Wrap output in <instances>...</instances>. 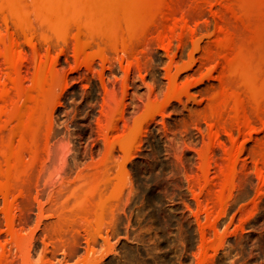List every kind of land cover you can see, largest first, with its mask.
<instances>
[{
	"label": "rangeland",
	"instance_id": "obj_1",
	"mask_svg": "<svg viewBox=\"0 0 264 264\" xmlns=\"http://www.w3.org/2000/svg\"><path fill=\"white\" fill-rule=\"evenodd\" d=\"M83 1L36 0L34 2V0H25L23 4H18L16 0H0V35H6V37L4 36L6 39L0 40V149L4 147L1 149L4 152L0 150V166L2 168L0 170H3L5 165L2 160L14 163V157L17 159L21 157L23 161H27L33 156V153L25 148V143L27 144L29 141L36 139L35 142L45 144L43 145L45 149L40 150L44 154L40 151L37 152V157L41 163L29 173L31 179L27 191L16 196L20 202L15 197L18 205H21L23 200H26L25 203L27 204L23 206L22 209L24 210L14 209V223L17 228L21 227V231H30L33 234L30 259L35 261L36 264H71L87 257V259H92L95 262H92V264H264V95L260 92L261 90L264 93V84L260 85L264 82V79L262 80V76L264 78V64L258 65V63H264V48L261 47L264 46V0H238V2L233 0L237 3L230 0L233 3L232 5H237L236 8L239 9H236L235 6L228 9L232 6L229 0H187L185 3L186 0H181L184 3V9L183 4L181 6L177 3V0L172 2L170 0H160L158 2L163 7L159 5V8L155 7V4L158 5L156 0H108L110 3L107 0ZM50 2H56L57 4L53 3V6H50ZM80 2L81 4H79ZM170 2L171 4L173 2L177 3L178 6L173 3L171 5L172 9L169 6V9L165 10ZM89 3L90 5H88ZM189 4L190 6H188ZM72 5L75 6L77 11ZM193 5L198 8L194 9ZM179 6L180 9L182 8L181 13L178 12L180 11ZM173 7L174 10L176 7L179 10L174 11ZM21 8L22 10H20ZM42 8H44L43 11ZM67 8H69V12ZM72 8L75 15L71 11ZM82 8L85 10H82ZM191 8L194 12H191ZM154 9H156L157 14L156 11H153ZM185 9L189 10L188 13ZM25 10L28 13L30 12L29 14L32 16L28 15ZM100 10L103 13H100ZM226 10H231V12ZM236 10H239L240 14ZM166 11L168 13L173 12V14H168ZM84 13L89 16L86 17L87 19L82 16ZM167 14L171 15L170 18ZM229 14L236 21V24H238V18L243 17L244 19L239 20L240 22L243 21L239 26H243L236 28L238 26L236 25L234 27L232 25V23L234 24L233 19L229 17L231 19L229 21L227 18ZM153 16L155 17L153 18ZM161 16L165 17L161 18ZM151 17L155 19V22L150 19ZM156 17L158 20H156ZM29 19L31 20L29 21ZM162 19L167 23L162 22ZM81 20H85V22ZM149 20L151 21L148 24ZM180 20L185 22L181 23ZM226 20L229 21V25H227ZM35 21L37 24H35ZM25 22H28V24H25ZM160 24L169 25L170 27L165 28L164 25L160 26ZM150 25L153 26L151 30ZM163 27L167 29L168 33L165 34ZM68 28L69 30H66ZM144 28L147 30H143ZM224 28L230 29L225 31ZM161 29L164 33H161ZM5 31L6 33H4ZM7 31L10 33L9 36ZM97 31H100V33ZM239 31L243 32V35ZM117 33L118 35H116ZM161 34H164V36H161ZM13 35H15L14 39ZM234 35L239 36L238 39ZM1 36L0 38H2ZM227 36H230L229 38L234 37L233 43H239V46L242 45L239 41L244 43L246 37L251 42L245 41L242 51L239 50L240 47L237 45L234 50L232 48L234 44ZM11 39L14 42L18 39L17 45ZM85 39H87L86 44H84ZM220 39L221 50L218 49L220 48V44L218 45ZM227 40H230L233 45L229 44L230 42ZM104 41L106 42L104 43ZM256 42L260 44H256ZM248 43L247 48L246 44ZM224 44L228 46V50ZM257 45L260 48H257L259 51L256 50ZM207 48L208 52L205 51ZM216 49L219 52L223 50L234 51L233 53L237 56L238 51L243 53L242 57L238 56V59L241 62L244 58L243 63L247 67L240 65L238 60L235 61L237 56L233 55L232 52L230 53V55H233L231 57L227 55L228 52L225 51L222 52L223 54H219ZM248 49H250L249 56L245 57L244 52L248 54ZM254 49L259 53H255ZM221 54L225 57L222 58ZM251 54L255 57L261 56L260 60L255 61L258 57L255 58ZM227 58L233 59L228 60ZM245 59L248 61V65ZM41 61L46 65H42ZM228 62L230 64L238 63H235V66L234 64L229 65L227 69ZM40 66L42 73L39 70ZM248 66H250V70ZM256 66L257 68L263 66V68L257 69ZM50 67L54 69L53 74H51ZM252 68H256L258 72L260 69L261 71L259 73L254 70L251 72ZM46 70L50 72L47 74ZM55 70L59 72V75ZM228 70H231L232 74L230 76L226 75L228 81L226 80L224 84H227L225 86H227L228 92L232 89L239 91V93L236 91L237 95H235L233 91L228 94H226L227 90L223 92L226 95L233 93L232 95L236 97L231 99L233 104L230 102V104L225 103L230 101L228 98H232V95L231 97L227 96V98L226 95L223 96L224 93L221 90L225 88V86L222 87V79L225 80L224 75L230 73ZM245 70L247 73H253L252 75H255V77L258 74L257 79L261 78V80H256L252 75L249 77L250 74L247 75ZM87 73H90L91 76H88ZM52 75L53 78L58 80V82L54 81L56 83L54 85H52ZM94 77L99 79L103 88V95L99 114L94 124L95 139L92 146L89 147L90 139H84L81 135L77 140V136L69 128L62 129V125H59L56 119L57 109L62 104L61 98L67 88L76 81H89V78ZM40 78H43V81ZM49 78H51V81ZM229 78H232L231 81L237 78V84L235 81V84H233ZM248 79L254 80L248 81ZM45 80L46 82L47 80L50 81V84L48 82L47 86L46 83L42 85L41 82H45ZM241 81H243L242 85L245 84L244 87L239 86ZM185 82L184 87L182 84ZM252 82L255 84L253 85ZM33 83H36L35 86H32ZM221 83L222 85H220ZM188 84H190L189 87H187ZM38 86L40 89L37 88ZM48 86H50V89H46ZM42 87L44 92H42ZM181 87L184 90L186 89V92L182 93L183 95L179 91ZM32 89L34 90L31 91ZM240 89L246 92L243 93ZM45 90L47 91L45 92ZM31 92L41 95V97L37 98V95ZM178 92L180 93L178 94ZM173 93H175L174 96ZM218 93H221V96L226 100ZM214 94L218 95L215 98L220 101L221 105L224 103L222 107L214 98ZM242 94H246V96ZM256 95H260V99ZM218 97L223 98L225 102ZM210 100L214 103L217 101L218 105L211 103ZM237 100H239L238 104H234ZM30 103L35 109L32 108ZM257 103L261 106L256 107ZM27 104L30 105L33 111L31 114L26 113L29 117L25 115V118H27V121H25V111L28 110L30 113ZM241 104L245 106H241ZM236 105L237 107H235ZM239 105L248 113L240 111ZM250 105L255 107H250ZM213 106L216 115L212 112L208 113L209 108ZM219 107L223 110L227 108V114L226 110L223 111ZM234 108L238 109L240 113ZM252 108L253 110H251ZM216 109L220 113H217ZM231 110L234 113L230 114ZM251 111L255 113H251ZM224 112L225 114H223ZM258 112L263 114L260 115ZM242 113H244V116H242ZM239 114L242 118L239 117ZM249 114H252V116ZM34 115L35 118L41 115L42 117L39 119L37 117L36 121L31 120L34 119L32 117ZM15 117L19 118H17L18 122ZM20 118H22L21 120L24 119V122ZM230 118H233V121ZM240 118L242 121H238ZM221 121H224L225 124ZM241 122H244V128ZM27 125L28 128H26ZM22 126L25 127V130L22 129ZM45 126H47V132L45 131L46 134L44 135ZM226 126L231 127L226 128ZM18 130L19 133H22H17ZM33 130L35 133H33ZM157 134H162L169 142L167 146L168 153H177L180 150L181 140L194 143L196 141L194 138H197L200 134L198 146L187 145L180 155L185 157V151L189 149L194 152L195 158L194 165L187 170L180 171L178 169L180 172L178 176L185 185L184 196L186 200L182 205L174 200H171L170 204L166 206L155 204L159 200L153 196L152 199L155 203H151L149 194L145 192L140 195L133 185V170L144 167V161L149 159V156L143 152L148 141L147 138L150 136L154 140ZM34 136L35 138H33ZM20 138L21 141H19ZM26 138L29 139L28 142ZM11 139L13 142H9ZM2 140H4V143ZM43 140L45 143H43ZM20 142L24 147L20 145ZM10 145L12 148L9 147ZM16 145L20 148L17 149ZM5 146L8 148L6 149ZM238 147L242 151L239 152ZM254 148L255 150L258 148L263 149L257 152L258 150L252 151ZM5 151L9 152L11 156H9V159L5 157L8 155ZM11 151H14L13 155ZM23 151L28 152V154L24 155L26 153H23ZM16 153L23 156L18 157ZM258 153L261 154L258 155ZM253 155L257 157L255 158ZM229 156L234 158H229V160ZM229 165L233 167L230 168ZM224 166L226 169H224ZM96 169H99V171ZM233 171H235L234 175H232ZM89 172L90 174L98 172L96 173V179L99 178L97 181L99 195L105 196L108 192V195L116 194L115 197L112 196L109 204H107L109 215L107 213L104 223L101 224L103 226L100 225L98 233L92 241L87 239L86 230L80 227L74 233L67 232L68 235L64 233L62 238L60 237V239H70V236H72L71 238L75 242L74 248L72 247L69 250L65 244L64 246L58 244V247H56L57 244L55 243L60 239L49 238L51 235L49 236L50 232L48 230V226L57 220V214L52 207H56V203L61 204L62 202V204L70 202L67 204L69 206L73 204L74 198L69 195L70 191L74 188L75 190L78 189L76 186L81 182H85L86 178L88 180ZM104 172L105 175H102ZM228 172L231 174H228ZM79 177H82V179L80 180ZM84 184L79 185V187H83ZM113 184L115 185L113 186ZM2 192L3 185L1 183L0 253L7 255L8 264H20V260H18L20 254H18L19 251L15 244H12L13 236L7 230V213H4L7 212L4 208L7 205L3 202H6L9 196L6 197ZM164 195L167 196V194ZM159 198L162 199L160 196Z\"/></svg>",
	"mask_w": 264,
	"mask_h": 264
},
{
	"label": "bare ground",
	"instance_id": "obj_2",
	"mask_svg": "<svg viewBox=\"0 0 264 264\" xmlns=\"http://www.w3.org/2000/svg\"><path fill=\"white\" fill-rule=\"evenodd\" d=\"M23 1H25V0H16V3H18V4H23ZM36 0H34V2H35ZM67 1H69V0H67ZM78 2L80 1V0H77ZM83 1V0H82ZM93 1V0H92ZM108 1V0H107ZM118 1V0H117ZM157 2L158 1H160V0H156ZM171 2L173 1V0H170ZM176 1V0H175ZM178 2V4H180L181 6H182V4H183V9H184V3L185 2H187V0L186 1H184V3L180 0H177ZM224 1H226V0H224ZM233 1V0H232ZM235 1H237L238 2V0H235ZM235 1H233V2H235ZM27 2V1H26ZM29 2V1H28ZM66 2V1H65ZM84 2V1H83ZM109 3H110V1H108ZM153 2V1H152ZM171 2H170V5H167L168 6V8H164L165 10H167V9H169V6L171 7V5H173V3L171 4ZM182 2V3H181ZM229 2H230V0H229ZM237 2H235V3H237ZM240 2V1H239ZM15 3V2H14ZM53 3L54 2H50V6H53ZM67 3V2H66ZM85 3V2H84ZM91 3V2H90ZM90 3L88 4V5H90ZM96 3H98V2H96ZM100 3H101V1H100ZM106 3V2H105ZM142 3V2H141ZM146 3V2H145ZM177 3H174L175 4V6L177 5ZM225 3H227V2H225ZM231 3V2H230ZM2 4V3H1ZM37 4V3H36ZM43 4V3H42ZM52 4V5H51ZM55 5L57 4L56 2L54 3ZM79 4H81V2L79 3ZM86 4H87V2H86ZM124 4V3H123ZM143 4V3H142ZM164 4V3H163ZM233 3H231V5H232ZM15 5V4H14ZM25 5H27L26 3H25ZM29 5V4H28ZM44 5V4H43ZM63 5V4H62ZM71 5V4H70ZM105 5V4H104ZM125 5V4H124ZM127 5H128V3H127ZM141 5V4H140ZM160 5V3L158 2V5L156 6V4H155V7H158ZM195 5V4H194ZM194 5L192 6V7H194ZM227 5H229V4H227ZM9 6H11V5H9ZM17 6V5H16ZM37 6H38V4H37ZM68 6V5H67ZM87 6V5H86ZM92 6H94L93 4H92ZM145 6V5H144ZM149 6H150V3H149ZM152 6H153V4H152ZM151 6V7H152ZM162 5H160V7H161ZM164 6H166V5H164ZM178 6V5H177ZM188 6H190V4L188 5ZM234 6H235V8H236V6L237 5H232V6H230L228 9H230L231 7H233L234 8ZM3 7V6H2ZM17 7H19V6H17ZM34 7H35V5H34ZM43 7V6H42ZM64 7H66L65 5H64ZM72 7L73 8H75V6L74 5H72ZM76 7L78 8V6L76 5ZM88 7H90V6H88ZM96 7H98V6H96ZM102 7V6H101ZM100 7V8H101ZM154 7V6H153ZM163 7V6H162ZM226 7V6H225ZM16 8V7H15ZM29 8H30V6H29ZM50 8V7H49ZM53 8V7H52ZM73 8L71 9V11L74 13V11H73ZM79 8H80V6H79ZM84 8H85V6H84ZM103 8H105V7H103ZM159 8V7H158ZM198 8V7H197ZM197 8H195L194 7V9H197ZM227 8V7H226ZM10 9V8H9ZM43 9L44 8H42L41 10L43 11ZM46 9V8H45ZM58 9V8H57ZM68 9V12H69V8H67ZM66 9V10H67ZM121 9H122V6H121ZM157 9V8H156ZM156 9H154L153 11H156ZM162 9V8H161ZM171 9H172V7H171ZM176 9H178V7H176ZM175 9V10H176ZM179 9H180V6H179ZM178 9V10H179ZM236 9H239V8H236ZM20 10H22V8L20 9ZM39 10V9H38ZM75 10L77 11V9L75 8ZM82 10H85V9H83L82 8ZM108 10V9H107ZM164 10V11H165ZM173 10H174V7H173ZM172 10V11H173ZM174 10V11H175ZM177 10V11H178ZM181 10H182V8L180 9V11H178V12H180L181 13ZM187 10V11H186ZM191 12H194V10L191 8ZM199 10V9H198ZM2 11V10H1ZM13 11V10H12ZM27 13H28V11H29V9H28V11L27 10H25ZM32 11V10H31ZM35 11V10H34ZM53 11H54V9H53ZM56 11V10H55ZM81 11V10H80ZM88 11H90V10H88ZM101 11V10H100ZM116 11V10H115ZM114 11V12H115ZM119 11H121L120 9H119ZM142 11V10H141ZM152 11V10H151ZM185 11L188 13V9H185ZM227 11V10H226ZM229 11V10H228ZM227 11V12H228ZM237 11H239V10H236V12ZM3 12V11H2ZM36 12V11H35ZM44 12H45V10H44ZM86 12V11H85ZM91 12V11H90ZM108 12V11H107ZM143 12V11H142ZM150 12V11H149ZM148 12V13H149ZM163 12V11H162ZM183 12V11H182ZM191 12H189V13H191ZM198 12V11H197ZM229 12H231V10L229 11ZM236 12L234 13L235 15H236ZM1 13V12H0ZM30 13V12H29ZM28 13V15H30ZM43 13V12H42ZM86 13H88V12H86ZM98 13H99V11H98ZM100 13H103L102 11L100 12ZM99 13V14H100ZM127 13V12H126ZM141 13V12H140ZM156 14H157V11L155 12ZM165 13V12H164ZM164 13H162V14H164ZM166 13H168L167 11H166ZM165 13V14H166ZM171 12H169L168 14H170ZM175 13H177V12H175ZM186 13V14H187ZM196 13V12H195ZM194 13V14H195ZM239 14H240V11L238 12ZM19 14V13H18ZM33 14V13H32ZM64 14H66V13H64ZM71 14V13H70ZM82 14V13H81ZM89 14V13H88ZM131 14H133V13H131ZM153 14V13H152ZM167 14V16H168V18H170L169 16H171V15H168ZM171 14H173V12L171 13ZM178 14V13H177ZM192 14V13H191ZM72 15V14H71ZM74 15H75V13H74ZM73 15V17L74 18H76L75 16ZM77 15V14H76ZM124 15V14H123ZM129 15V14H128ZM142 15V14H141ZM149 15V14H148ZM160 15V14H159ZM174 15H176V14H174ZM196 15V14H195ZM232 15H233V13H232ZM234 15V16H235ZM241 15H242V13H241ZM30 16H32V15H30ZM48 16H50V14H48ZM68 16V15H67ZM83 17H85V19H87L86 17H89L88 15L86 16L85 15V13H84V15H82ZM81 16V17H82ZM93 16V15H92ZM94 16H96L95 14H94ZM126 16V15H125ZM134 16V15H133ZM150 16V15H149ZM156 16V15H155ZM155 16H153V18L155 17ZM166 16V17H167ZM188 16V15H187ZM191 16V15H190ZM231 15L229 14V16L227 17L228 18V20L230 21L231 19L230 18H232V17H230ZM237 16H239V15H237ZM243 16V15H242ZM37 17V16H36ZM43 17V16H42ZM63 17V16H62ZM79 17V16H78ZM81 17H80V19H81ZM97 17V16H96ZM103 18H104V16H102ZM162 17H165V16H161V18ZM193 17H194V15H193ZM230 17V18H229ZM33 18V17H32ZM73 18V19H74ZM103 18H101V19H103ZM121 18H123V17H121ZM120 18V19H121ZM125 18V17H124ZM132 18H134V17H132ZM132 18H130V19H132ZM172 18H173V15H172ZM238 18V17H237ZM243 18V17H242ZM241 17H240V19H242ZM26 19V18H25ZM37 19H38V17H37ZM63 19H65V18H63ZM79 19V18H78ZM150 19H152V17L150 18ZM160 19V18H159ZM233 19V18H232ZM239 18H238V24H236V21H234V19H233V21H234V24L232 23V25H234V27L236 26V25H238V26H236V28H240L241 26H243V25H240L239 26V24H241L243 21H239L240 20ZM244 19V18H243ZM31 19H29V21H30ZM39 20V19H38ZM62 20V19H61ZM99 20H100V18H99ZM113 20V19H112ZM112 20H110V22H112ZM122 20V19H121ZM147 20V19H146ZM145 20V21H146ZM152 20H154V22H155V19H152ZM156 20H158V18L156 17ZM163 20V19H162ZM166 20H168V19H166ZM45 21V20H44ZM44 21H43V23H44ZM68 21H70V20H68ZM67 21V22H68ZM81 21H84L85 22V20H81ZM90 21V20H89ZM92 21V20H91ZM127 21V20H126ZM145 21H144V23H145ZM150 21L151 20H149L148 21V24L150 23ZM160 21V20H159ZM169 21H170V19H169ZM227 21V20H226ZM229 21H227V25H229L228 23H229ZM63 22V21H62ZM77 22V21H76ZM75 22V24L77 25V23ZM104 22V21H103ZM147 22V21H146ZM153 22V21H152ZM151 22V24L153 25V23ZM162 22H166L167 23V21H162ZM162 22H160V23H162ZM180 22L182 23H184L185 21L184 20H180ZM232 22V21H231ZM32 23H34V22H32ZM66 23V22H65ZM109 23V22H108ZM125 23V22H124ZM129 23V22H128ZM133 23V22H132ZM25 24H28V22L26 23L25 22ZM35 24H37V22L35 21ZM71 24V23H70ZM84 24H86V23H84ZM89 24V23H88ZM92 24V23H91ZM90 24V25H91ZM96 24V23H95ZM127 24V23H126ZM147 24V23H146ZM169 24V23H168ZM167 24V25H168ZM67 25V24H66ZM113 25H115V24H113ZM121 26H122V24H120ZM131 25V24H130ZM138 25V24H137ZM142 25V24H141ZM161 25H164V24H160V26ZM231 25V26H232ZM37 26V25H36ZM71 26H72V24H71ZM85 26V25H84ZM83 26V27H84ZM103 26V25H102ZM101 26V27H102ZM151 26V25H150ZM149 26V27H150ZM154 26H155V24H154ZM159 25H158V27H160ZM165 26V28L166 27H168V26H166V25H164ZM18 27V26H17ZM73 27V26H72ZM146 27V26H145ZM153 26H151L150 27V30H151V28H152ZM155 27H157V26H155ZM170 27V26H169ZM168 27V28H169ZM224 27H225V25H224ZM228 27H230V26H228ZM22 28V27H21ZM81 28V27H80ZM79 28V29H80ZM91 28V27H90ZM96 28V27H95ZM105 28V27H104ZM236 28H234L235 30H236ZM29 29H31V28H29ZM64 29V28H63ZM70 29H71V27H70ZM73 29L75 30V28L73 27ZM83 29V28H82ZM92 29V28H91ZM127 29V28H126ZM162 29H164V27L162 28ZM161 29V30H162ZM230 29V28H229ZM228 28L227 29H225L224 28V30L226 31V30H229ZM232 29V28H231ZM242 29V28H241ZM37 30H39V29H37ZM66 30H69V28L68 29H66ZM95 30V29H94ZM140 32H141V27H140ZM143 30H147L146 28H144ZM142 30V31H143ZM81 31V30H80ZM118 31V30H117ZM131 31V30H130ZM164 31H165V34H166V32H167V29H164ZM169 31H170V29H169ZM236 31H238V29L236 30ZM235 31V32H236ZM9 32H11V31H9ZM19 32V31H18ZM18 32H16V33H18ZM66 32H68V31H66ZM65 32V33H66ZM85 32H87V30H85ZM97 32H99L100 33V31H97ZM129 32V31H128ZM133 32V31H132ZM146 32V31H145ZM149 32V31H148ZM171 32V31H170ZM222 32H224L223 30H222ZM233 32V31H232ZM239 32H241V31H239ZM4 33H6V31L4 32ZM7 33H8V31H7ZM14 33V32H13ZM15 33V34H16ZM22 33V32H21ZM25 33V32H24ZM23 33V34H24ZM28 33V32H27ZM40 33V32H39ZM63 33V32H62ZM64 33V34H65ZM69 33V32H68ZM93 33V32H92ZM135 33H137L136 31H135ZM161 33H164L163 32V30H162V32ZM168 33V32H167ZM225 33V32H224ZM229 33V32H228ZM242 33V35H243V32H241ZM0 34H1V32H0ZM3 34V33H2ZM9 34L10 33H8V36H9ZM34 34V33H33ZM42 34V33H41ZM58 34V33H57ZM80 34V33H79ZM86 34V33H85ZM89 34V33H88ZM125 34V33H124ZM130 34H132L131 32H130ZM147 34V33H146ZM226 34V33H225ZM225 34H224V36H225ZM232 34V33H231ZM35 35V34H34ZM87 35V34H86ZM85 35V36H86ZM91 35V34H90ZM101 35H103V33H101ZM114 35V34H113ZM116 35H118V33L116 34ZM121 35V34H120ZM137 35V34H136ZM139 35H140V33H139ZM143 35H144V33H143ZM226 35H228V34H226ZM240 35V34H239ZM1 36V35H0ZM4 36L6 37V35H3V36H1L2 38H0V40L1 39H3L4 38ZM18 36V35H17ZM28 36V35H27ZM36 36V35H35ZM37 36H38V34H37ZM42 37H43V35H41ZM60 36V35H59ZM81 36V35H80ZM83 36V35H82ZM96 36V35H95ZM104 36V35H103ZM108 36H109V33H108ZM161 36H164V34L162 35L161 34ZM223 36V37H224ZM236 38L237 37H239V36H236V35H234ZM264 36V35H263ZM14 37H15V35H13V39H14ZM25 37H26V35H25ZM57 37V36H56ZM64 37V36H63ZM84 37V36H83ZM82 37V38H83ZM115 37V36H114ZM126 37H127V35H126ZM126 37H125V40H126ZM223 37H221L222 39H223ZM230 36H227V38H229ZM231 37H233V36H231ZM244 37V36H243ZM246 37V36H245ZM11 38V37H10ZM33 38H35L34 36H33ZM37 38V37H36ZM40 38V37H39ZM47 38V37H46ZM49 38V37H48ZM75 38H76V36H75ZM78 38V37H77ZM96 38H98L97 36H96ZM103 38V37H102ZM111 38H112V36H111ZM117 38V37H116ZM131 38V37H130ZM143 38H144V36H143ZM234 38V37H233ZM233 38H229V39H231L232 40V43L234 42L233 41ZM240 38H241V36H240ZM264 38V37H263ZM4 39H6V38H4ZM13 39H11L12 41H13ZM52 39V38H51ZM93 39V38H92ZM108 39V38H107ZM134 39V38H133ZM137 39V38H136ZM140 39V38H139ZM235 39V38H234ZM238 39V38H237ZM10 40V41H11ZM34 40V39H33ZM50 40V39H49ZM53 40H54V37H53ZM63 40H64V38H63ZM76 40V39H75ZM89 40V39H88ZM98 40V39H97ZM102 40V39H101ZM110 40H112V39H110ZM125 40H123V41H125ZM131 40V39H130ZM239 40H241V39H239ZM242 40H243V38H242ZM247 40L249 41V42H251L249 39H247V37H246V40H245V38H244V43H243V41L241 42V41H239L240 42V44L242 43V47L241 46H239V43H237V44H235V43H233L234 44V47H232V48H234V50H235V48H236V45L238 46V47H240L239 48V50H241L242 51V48L244 47V44H245V41L247 42ZM264 40V39H263ZM9 41V43L11 44V42ZM17 41H18V39H17ZM16 41V42H17ZM30 41H32V40H30ZM55 41H56V39H55ZM92 41V40H91ZM96 41V40H95ZM129 41V40H128ZM228 41V40H227ZM14 42V41H13ZM16 42H14V43H16ZM93 42V41H92ZM91 42V43H92ZM106 41H104V43H105ZM111 42V41H110ZM140 42H141V40H140ZM228 42H230L229 44H231V41L229 40ZM228 42H226V43H228ZM236 42V41H235ZM3 43V42H2ZM6 43V42H5ZM87 43V39H85L84 40V44H86ZM135 43V42H134ZM225 43V44H226ZM108 44V43H107ZM106 44V45H107ZM124 44H127V43H124ZM220 44V48H218V49H220L221 50V39H220V41L218 42V45ZM224 44V46L225 47H227V50H228V46L227 45H225ZM233 44H231V45H233ZM256 44H260V43H257L256 42ZM12 45V44H11ZM16 45H17V43H16ZM132 45H134V44H132ZM248 45H249V43L248 44H246V46H247V48H248ZM252 45V44H251ZM253 45H255L254 43H253ZM4 46H6V45H4ZM7 46H9L8 44H7ZM77 46H79L78 44H77ZM91 46V45H90ZM130 46V45H129ZM245 46V47H246ZM256 46V45H255ZM81 47V46H80ZM216 47H218V46H216ZM252 47V46H251ZM262 48H264V46H261ZM11 48V47H10ZM131 48H133V47H131ZM223 48V47H222ZM257 48H259V46L257 45V47H256V50L257 51H259ZM134 49V48H133ZM215 49V48H214ZM218 49H216L217 51H218ZM223 49H225V48H223ZM238 49V48H237ZM244 49V48H243ZM251 49V48H250ZM250 49H248L249 51H248V54L246 53V52H244L245 53V57H247V56H249V52H250ZM260 49V48H259ZM103 51H104V49H102ZM129 50V49H128ZM131 51H132V49H130ZM205 51H209L208 50V48H207V50H205ZM226 50H223L222 52H225ZM243 51H245V50H243ZM254 51H255V49H254ZM257 51H255V53L257 52ZM221 51L219 52L218 51V53L220 54V53H222ZM228 51H226V53H227ZM232 52V54L234 55L235 53H233L234 51H230V52H228L227 53V55H230V53ZM217 53V52H216ZM236 53H237V51H236ZM251 53H252V50H251ZM257 53H259V52H257ZM223 54V53H222ZM221 54V56H222V58H223V56L225 57V55H222ZM46 55H48V54H46ZM45 55V57H46V59H47V56ZM51 55V54H50ZM217 55V54H216ZM226 55V56H227ZM233 55H230L231 57L233 56ZM242 55H243V53H240L239 51H238V56H241L242 57ZM252 55V54H251ZM256 55V54H255ZM52 56V55H51ZM235 56H237V54H235ZM238 56H237V59L235 58V61L236 60H240V59H238ZM252 56H254V55H252ZM252 56H250L252 59H253V57ZM249 57V58H250ZM255 57V56H254ZM256 57H258V59H255V61H259L260 60V58H261V56H256ZM255 57V58H256ZM228 60H232L233 58H227ZM227 59H225V60H227ZM242 59V58H241ZM247 59V58H246ZM245 59V60H246ZM44 60V59H43ZM224 60V61H225ZM243 60H244V58L242 59V63L239 61V63H240V65L242 64V65H244V63H243ZM249 60V59H248ZM46 61V60H45ZM53 61H54V59H53ZM52 61V62H53ZM250 61H252L251 59H250ZM254 61V64L256 65V62ZM47 62V61H46ZM51 61H50V59H49V63H50ZM230 62V61H229ZM228 62V63H229ZM231 62H233V61H231ZM246 62H247V65H248V61L246 60ZM224 63H226V62H224ZM235 63L237 64L238 62H234V63H232V64H234V66H235ZM252 63H253V61H252ZM251 63V64H252ZM41 64L42 65H46V64H43V62L41 61ZM41 64H39V65H41ZM48 64V63H47ZM54 64V63H53ZM232 64H228L227 66H226V68L228 69V66L229 65H232ZM246 64V63H245ZM264 63H258V65L260 66V65H263ZM38 65V66H39ZM226 65V64H225ZM250 65V64H249ZM49 66V65H48ZM48 66H47V68H48ZM245 66V65H244ZM258 66V68H263V66H261V67H259ZM45 67V66H44ZM225 67V66H224ZM245 67H247V66H245ZM252 67H253V65H252ZM42 68H43V66H42ZM51 68V74H53V71H54V69H52V67H50ZM248 68H249V70H250V66H248ZM247 68V69H248ZM256 68H257V66H256ZM256 68H252L251 69V72L254 70V71H256V73L258 72L257 71V69ZM261 68V69H262ZM46 69V68H45ZM229 69H230V67H229ZM245 69V68H244ZM261 69H260V71H261ZM39 70L41 71V66L39 67ZM248 70V71H249ZM224 71H226V70H224ZM259 71V72H260ZM43 72H45L44 70H43ZM46 72H47V70H46ZM48 72H50L49 70H48ZM48 72H47V74H48ZM55 72L57 73V75H59V72L58 71H56L55 70ZM228 72H230V73H228V74H225L224 76L226 77V75H228V76H230V74H232V72H231V70H228ZM245 72L247 73V71L245 70ZM258 72V73H259ZM263 72H264V70H263ZM40 73V72H39ZM41 73H42V71H41ZM262 73V72H261ZM45 74V73H44ZM50 74V75H51ZM250 73L248 72L247 73V75H249ZM253 74V73H252ZM252 74H250L249 75V77L252 75ZM54 75H55V73H54ZM260 75V74H259ZM43 76V75H42ZM45 76V75H44ZM233 76H235L234 74H233ZM233 76H231V77H233ZM252 76H254V78H256V80H261V78H259V79H257V76H258V74H256V77H255V75H252ZM39 77V76H38ZM45 77H47V76H45ZM55 77V76H54ZM57 78H58V76H56ZM44 78V77H43ZM42 78V79H43ZM245 78H247L246 76H245ZM253 78V77H252ZM37 79V78H36ZM41 78H40V80H42ZM47 79V78H46ZM50 79V81H51V78H49ZM52 82H53V84L52 85H54V84H56V83H54V81H56V82H58V80L57 79H55V78H53V75H52ZM230 79H232V78H229V80ZM240 79L242 80V78L240 77ZM239 79V80H240ZM244 79V78H243ZM264 78H263V76H262V80H263ZM223 80V85H222V83L220 84V85H222V87H224L225 85H227V84H224V82L227 80L228 81V78L226 77L225 78V80H224V78L222 79ZM237 78H235V83L237 84ZM245 80V79H244ZM249 80H254V79H248V81ZM255 80V81H256ZM43 81V80H42ZM50 81H48L47 80V82H46V80H45V82H41L42 83V85L44 84V83H46L45 85L47 86L48 85V82H49V84H50ZM231 81V80H230ZM234 81H231L233 84H235L234 83ZM264 81V80H263ZM187 82H189L188 80H187ZM239 82V81H238ZM37 83H39L38 81H37ZM190 83V82H189ZM241 83H243V81H241L240 82V85L239 86H242V87H244V85H242ZM250 83V82H249ZM257 83V82H256ZM34 84V85H33ZM32 84V86H35V84L36 83H33ZM232 84V85H233ZM239 84V83H238ZM248 84V83H247ZM252 84L254 85L255 83L254 82H252ZM262 84H264V82H262V83H260V85H262ZM44 85V86H45ZM182 85H184V87H185V85H186V82L184 83V84H182ZM189 85L190 84H188V86L187 87H189ZM219 85V86H220ZM251 85V84H250ZM32 86H31V88H32ZM51 86V85H50ZM50 86H48V88L46 87V89H50ZM181 86V85H180ZM229 86H231L230 84H229ZM234 86V85H233ZM233 86H232V88H233ZM249 86V85H248ZM53 87V86H52ZM183 87V86H182ZM181 87V89H179V91L181 92V94L182 93H184V92H186L183 88ZM186 87V88H187ZM237 87V86H236ZM236 87H235V89H236ZM242 87H239V88H242ZM246 87V86H245ZM28 88H30V87H28ZM37 88H39V86L37 87ZM180 88V87H179ZM219 88V87H218ZM218 88H216V89H218ZM231 88V87H230ZM259 88V87H258ZM262 88V87H261ZM36 89V88H35ZM40 89V88H39ZM177 89V88H176ZM215 89V90H216ZM238 89V88H237ZM243 89V88H242ZM242 89H240L241 91H243ZM245 89V88H244ZM250 89H252V88H250ZM253 89H255V88H253ZM28 90V89H27ZM34 89H32L31 91H33ZM222 90V92L223 91H225V90H227V93L226 94H228V93H231L232 91L234 92V94L235 95H237V92L239 93V91H237V90H229V92H228V88H227V86H225V88L224 89H221ZM257 90H259V89H257ZM264 90V89H263ZM23 92L25 91V90H22ZM47 90H45V92H46ZM231 91V92H230ZM237 91V92H236ZM245 91V90H244ZM244 91H243V93H244ZM35 92V91H34ZM42 92H44V89H43V87H42ZM175 92V91H174ZM180 92H178V94L180 93ZM215 92V91H214ZM236 92V93H235ZM246 92V91H245ZM253 92V91H252ZM260 92H262V94L264 95V93H263V91H261L260 90ZM32 93V92H31ZM41 93V92H40ZM213 93V92H212ZM224 93V92H223ZM32 94H36V93H32ZM174 94L175 93H173V96H174ZM215 94H216V92H215ZM213 95L214 96V98L216 97V96H221V93L219 94L218 93V95ZM225 93L223 94V96H225L226 95ZM233 94V93H232ZM231 94V95H232ZM240 94H241V92H240ZM260 94V93H259ZM261 94V95H262ZM15 95H16V93H15ZM18 95V94H17ZM37 95V94H36ZM35 95V96H36ZM183 95V94H182ZM231 95L229 94V95H226L225 97H231ZM243 95V94H242ZM251 95V94H250ZM28 96V95H27ZM30 96H31V98H33L32 97V95L30 94ZM39 96L41 97V95H37V98H39ZM172 96V95H171ZM223 96H221V97H223ZM240 96V95H239ZM243 96H246V94H244ZM257 96V98L258 99H260L259 98V96L258 95H256ZM179 97V96H178ZM227 97V98H228ZM25 98H26V96H25ZM28 98H30L29 96H28ZM218 98H220V97H218ZM224 98V97H223ZM223 98H220V99H222L221 101H224V99ZM234 98H236V97H234L233 95H232V98H228V99H230V101H224L226 104H228L229 102L231 103L232 101H231V99H234ZM250 98V97H249ZM34 99H36V98H34ZM216 100H217V98H215ZM240 99H242L241 97H240ZM247 99V98H246ZM251 99V98H250ZM26 100V99H25ZM28 100H31V99H28ZM226 100V99H225ZM254 100H256V99H254ZM212 100H210V102H211ZM218 101V100H217ZM217 101L215 102L216 104H217ZM262 101V100H261ZM28 102V101H27ZM31 102V101H30ZM219 102V104H220V101H218ZM238 102H239V100H237V101H235L234 102V104H238ZM244 102H245V100H244ZM257 102H259V101H257ZM24 103H25V101H24ZM29 103V102H28ZM211 103H214V102H211ZM214 103V104H215ZM222 103V102H221ZM229 103V104H230ZM250 103V102H249ZM261 103H263V102H261ZM260 103V104H261ZM210 104V103H209ZM213 104V105H214ZM224 104V103H223ZM222 104V105H223ZM231 104H233V103H231ZM247 104V103H246ZM264 104V103H263ZM262 104V105H263ZM27 105H29V104H27ZM30 105L32 106V108L34 107L31 103H30ZM30 105H29V109H30V113H29V111L27 110V108H26V110H27V112L25 111V113H24V118H25V115H26V117H29V115H27V114H31V112L33 111L32 110V108H30ZM218 105V104H217ZM221 105V104H220ZM222 105H221V107H222ZM248 105V104H247ZM246 105V106H247ZM25 106V105H24ZM211 106V105H210ZM227 106V105H226ZM233 106V105H232ZM241 106H245V105H243V104H241ZM240 105H239V107L241 108V109H239L240 111H244L245 112V110H243V108L241 107ZM252 105H250V107H251ZM260 107L259 105H258V103H257V105H256V107ZM215 107H216V105H215ZM229 107H230V105H229ZM235 107H237V105L235 106ZM252 107H255V106H252ZM211 108H213V110H211ZM211 108H209V114H210V112H212L213 114L215 113V108H214V106L213 107H211ZM217 108V107H216ZM220 108V107H219ZM218 108V109H219ZM225 108V107H224ZM227 108H228V106H227ZM226 108V109H227ZM248 108V107H247ZM34 109H35V107H34ZM221 109V108H220ZM225 109V110H226ZM234 109H236V108H234ZM250 109V108H249ZM255 109V108H254ZM258 109V108H257ZM256 109V110H257ZM259 109H261V108H259ZM221 110H223V108L221 109ZM225 110H223V111H225ZM236 110H238V109H236ZM238 110V111H239ZM247 110V109H246ZM251 110H253V108L251 109ZM256 110H255V112H256ZM262 110V109H261ZM264 110V109H263ZM216 111H217V109H216ZM222 111V112H223ZM227 111L228 110H226V114H227ZM240 111L238 112V113H240ZM248 111V110H247ZM259 111V110H258ZM38 112H40V111H38ZM231 113L230 114H232V113H234V111H230ZM254 111H251V113H255ZM261 112V111H260ZM27 113V114H26ZM42 113V112H41ZM217 113H220L219 111H217ZM236 113H237V111H236ZM245 113H248V112H245ZM36 114V113H35ZM223 114H225V112L223 113ZM230 114H228L229 116H230ZM257 114V113H256ZM258 114H260V115H262L261 113H259L258 112ZM258 114H257V116H258ZM23 115V114H22ZM214 115H216V113L214 114ZM218 115V114H217ZM240 115V114H239ZM238 115V116H239ZM250 115V114H249ZM224 116V115H223ZM232 116H235V115H232ZM237 116V115H236ZM242 116H244V113H242ZM250 116H252V114L250 115ZM22 117V116H21ZM32 117H34V119L32 118L31 120H35L36 121V119H37V117L35 118V115L34 116H32ZM40 117H42V115L40 116ZM40 117H38V119L40 118ZM220 117V116H219ZM224 117H226V116H224ZM239 117H241V115L239 116ZM249 117V116H248ZM16 118V120H17V122H18V117H15ZM18 118V119H17ZM31 118V117H30ZM214 118H215V116H214ZM227 118V117H226ZM242 118V117H241ZM241 118L238 120V121H240L241 120ZM256 118V117H255ZM22 118H20V120H21ZM26 120L25 121H27V118H25ZM221 119V118H220ZM223 119V118H222ZM228 119V118H227ZM230 119H232L231 121H233V118H230ZM236 119V118H235ZM24 120V119H23ZM23 120H21V121H23ZM29 120V119H28ZM41 120V119H40ZM237 120V119H236ZM250 120V119H249ZM248 120V121H249ZM20 121V122H21ZM225 121V120H224ZM224 121H221L222 123H224ZM228 121H230V120H228ZM242 121V120H241ZM252 121H253V119H252ZM24 122V121H23ZM29 122H30V120H29ZM220 122V123H221ZM235 122V121H234ZM26 123V122H25ZM25 123H23V125H25ZM226 123H228V122H226ZM242 124V127L244 128V126H243V124H244V122H241ZM18 124H20V123H18ZM27 124V123H26ZM31 124H32V121H31ZM34 125H36L35 123H33ZM225 124V123H224ZM238 125H239V123H237ZM236 124V125H237ZM34 125H32V126H34ZM39 125V124H38ZM229 125H230V123H229ZM234 125V124H233ZM250 125V124H249ZM18 126V125H17ZM29 126H31V125H29ZM232 126V125H231ZM230 126V127H231ZM15 127H16V125H15ZM21 127V126H20ZM23 128V130H25V127L24 126H22ZM38 127V126H37ZM43 127V126H42ZM224 127V126H223ZM229 127V126H228ZM227 126H226V128H228ZM229 127V128H230ZM252 127V126H251ZM26 128H28V125H27V127ZM31 128V127H30ZM39 128V127H38ZM247 128V127H246ZM245 128V130H247ZM248 128H250V127H248ZM13 129H15V128H13ZM17 129V128H16ZM15 129V130H16ZM41 129V128H40ZM47 126H45L44 127V135L46 134V132H47ZM251 130V129H250ZM250 130H249V132H250ZM13 131V130H12ZM29 131V130H28ZM38 131V130H37ZM46 131V132H45ZM248 131V130H247ZM20 131L18 130V132L17 133H19ZM31 132V131H30ZM8 133V132H7ZM22 133V132H21ZM21 133H19V134H21ZM27 133V132H26ZM33 133H35L34 132V130H33ZM38 133V132H37ZM6 134V133H5ZM24 134H25V132H24ZM9 135H10V132H9ZM15 135H16V132H15ZM28 135H29V133H28ZM28 135L26 134V136L28 137ZM42 135V134H41ZM18 136H22V135H18ZM38 137V136H37ZM10 138H11V135H10ZM22 138V137H21ZM21 138H20V140L19 141H21ZM33 138H35V136L33 137ZM8 140H9V138H7ZM24 139H25V136H24ZM28 138H26V141L28 142L29 141V139H31L30 137H29V139L27 140ZM43 139H44V137H43ZM35 140L36 139H34V140H32V141H29L27 144L25 143L24 145H25V148L26 149H28V151L30 150L32 153H33V156H31L29 159H28V157H27V161H23L22 159H21V157L19 158V159H17V158H13L14 160H15V162L13 163H11V161H10V163L9 162H7L6 160H2V162L4 161L5 162V165H4V169L3 170H0V182L2 183V185H3V192L2 193H4V195L6 196V197H8L9 196V199H7L6 200V202H3V203H5V205H7V207H4L3 205V207L6 209V211L7 212H4V213H7L6 214V223H7V230L12 234V236H13V238H12V244L14 243L15 244V246L17 247V249H18V251H19V253L18 254H20V258L18 257V260H20L19 261V263L20 264H36L35 263V261H33V260H31L30 259V247H31V244H32V236H33V234H32V232H30V231H25V232H23V231H21V227H16L15 226V223H14V209H16V208H19V210H21L22 208H23V206L26 204L25 202H26V200H23L22 201V199H20L22 202H21V205L19 204L18 205V202H16V199H15V197L18 195V194H23L24 192H26L27 190V186H29V180L31 179V176H29V173L31 172V170L32 169H34L36 166H38L41 162H40V160L38 159V157H37V152L38 151H40V150H42V148H43V150L45 149V147H43V145H45V144H39V143H37V141L35 142ZM4 140H2V142H3ZM25 141V142H26ZM0 142H1V140H0ZM6 142V141H5ZM9 142H13L12 141V139L9 141ZM9 142H7L8 144H9ZM4 143V142H3ZM2 143V144H3ZM16 143V142H15ZM17 143H19V142H17ZM23 143V142H22ZM43 143H45L44 142V140H43ZM12 144V143H11ZM263 144V143H262ZM0 145H1V143H0ZM4 145V144H3ZM20 145L21 146H23L24 147V145H22L21 144V142H20ZM240 145V144H239ZM259 145H260V143H259ZM259 145H257V146H259ZM13 146H14V144H13ZM18 145H16V148L17 149H19L18 147H17ZM2 147V146H1ZM6 147V146H5ZM10 148H12L11 147V145L9 146ZM232 147H233V144H232ZM236 148H237V146H235ZM4 147H2L1 149H3ZM8 147H6V149H7ZM15 148V149H16ZM25 148H23V149H25ZM231 148V147H230ZM239 149V152H240V147H238ZM0 149V150H1ZM16 149V150H17ZM22 149V148H21ZM20 149V150H21ZM235 149V148H234ZM257 149V148H256ZM263 149V148H262ZM262 149H260V148H258L257 150H255V148H254V150H252V151H257V152H259V150H262ZM10 150V149H9ZM13 150V149H12ZM8 151V150H7ZM7 151H5L6 153H8V155L7 156H5L6 158H8L9 159V152H7ZM27 151V150H26ZM231 151V150H230ZM235 151V150H234ZM242 151V150H241ZM252 151H251V153H252ZM1 152H4V150H1ZM12 152V155H13V153H14V151H11ZM17 152V151H16ZM25 151H23V153H24ZM40 152H42L43 153V151H40ZM236 152V151H235ZM26 154H24V155H27L28 154V152H25ZM232 153V152H231ZM256 155H257V153L256 152H254ZM2 154H5V153H2ZM44 154V153H43ZM228 154H229V152H228ZM232 154H234V153H232ZM237 154V153H236ZM236 154H235V156H236ZM259 154H261V153H258V155ZM264 154V153H263ZM0 155H1V153H0ZM16 155L19 157L20 155H22V154H20L19 153V155H18V153H16ZM238 155V154H237ZM23 156V155H22ZM29 156V155H28ZM41 156V155H40ZM231 156V155H230ZM228 157V159L229 158H234V157ZM234 156V155H233ZM254 156V155H253ZM261 156V155H260ZM11 157V156H10ZM255 157V156H254ZM257 157V156H256ZM255 157V158H256ZM262 157V156H261ZM42 158V157H41ZM260 158V157H259ZM26 159V158H25ZM24 159V160H25ZM264 159V158H263ZM230 160V159H229ZM231 160H233V159H231ZM237 160V159H236ZM236 160H235V162H236ZM3 162V163H4ZM233 162H234V160H233ZM232 162V163H233ZM101 163V162H100ZM231 163V164H232ZM1 165H3L2 163H1ZM98 165H99V163H98ZM226 165H228V163H226ZM94 166H95V164H94ZM108 166V165H107ZM97 167V166H96ZM95 167V168H96ZM98 167H100V166H98ZM229 167L231 168V167H233V166H230L229 165ZM37 168V167H36ZM104 168H105V166H104ZM0 169H2L1 168V166H0ZM93 169V168H92ZM224 169H226V167L224 166ZM96 170H98L99 171V169H96ZM108 170V169H107ZM229 170V169H228ZM233 170V169H232ZM234 170H235V168H234ZM90 171H92V170H90ZM101 171V170H100ZM106 172V171H105ZM105 172L102 174V175H105ZM226 172V171H225ZM229 172H230V170H229ZM228 172V174H231V173H229ZM35 173V172H34ZM96 173H98V172H93V173H91L90 174V172H89V176H88V174H87V176H88V180H87V178L85 179V182H83V183H85L84 184V186L82 187V186H80L79 187V185H82L83 183L81 182V184L79 183V185L78 186H76V188H78V189H76L75 190V188H74V190H71L70 191V196H72L74 199H73V204H71L70 206L69 205H67L68 203H70V202H64V203H67V204H60V203H56L57 204V206L56 207H52L53 208V211L57 214V220L56 221H54V223L53 224H51V225H49L48 226V230H49V236L51 235V237H49V238H51V239H53L52 237H55V238H59L60 239V237L62 238V234H64V233H66V235H68V233L69 232H75V230L76 229H78V228H80V227H83V229H85L86 230V232H87V239H91L90 241H92V239L95 237V235L98 233V228L100 227V225L102 224V223H104L103 221L105 220V218H106V215H107V213H108V211H109V208H107V204H109V200L112 198V196L113 197H115L116 196V194H114V195H108L109 194V192H108V194H105L104 192H102V193H104L105 194V196L104 195H99V192H98V189H99V187H98V180H99V178H97L96 179ZM108 173V172H107ZM233 173H235V171H233L232 172V175H234ZM86 174V173H85ZM224 174H227V173H224ZM36 175V174H35ZM100 175V174H99ZM107 175V174H106ZM80 176H81V174H80ZM82 176H83V178H84V175L82 174ZM230 176V175H229ZM107 177H108V175H107ZM80 178V177H79ZM106 178V177H105ZM78 179V178H77ZM82 179V177L80 178V180ZM104 179V178H103ZM108 179H110L109 177H108ZM108 179H106V180H108ZM33 180V179H32ZM31 180V181H32ZM84 181V180H83ZM87 181V182H86ZM103 182V181H102ZM101 182V183H102ZM107 182V181H106ZM0 183V184H1ZM32 183V182H31ZM108 183H110L109 181H108ZM226 183V182H225ZM227 184V183H226ZM115 184H113V186H114ZM116 186L117 187H119L118 186V184H116ZM100 187H102V186H100ZM2 189V188H1ZM107 189V188H106ZM112 190H113V188H111ZM115 189V188H114ZM102 190V189H101ZM105 190V189H104ZM116 191H118V189H116ZM115 191V192H116ZM28 193V192H27ZM102 193H100V194H102ZM107 193V192H106ZM114 193V192H113ZM26 194V193H25ZM28 195V194H27ZM10 196H11V199H10ZM20 196H22V195H20ZM69 196V197H70ZM30 197V196H29ZM72 197H70V198H72ZM17 198V197H16ZM26 198V197H25ZM24 198V199H25ZM117 199V198H116ZM17 200H18V198H17ZM19 201V200H18ZM20 202V201H19ZM71 203H72V201H71ZM112 203V202H111ZM58 204H60V205H58ZM27 205V204H26ZM112 205H114V204H112ZM111 205V206H112ZM54 206H55V204H54ZM110 206V207H111ZM2 207V208H3ZM52 208H51V210H52ZM55 208V209H54ZM22 210H24V209H22ZM113 210H114V206H113ZM5 211V210H4ZM2 212H3V210H2ZM16 212V211H15ZM19 213H20V211H18ZM113 213V212H112ZM111 213V214H112ZM55 214V215H56ZM51 215H52V213H51ZM108 215H109V213H108ZM15 216H16V214H15ZM3 217H5V216H3ZM109 217V216H108ZM5 219V218H4ZM108 220H110V219H108ZM107 220V221H108ZM101 226H103V225H101ZM47 228V227H46ZM7 230H6V232H7ZM47 229H46V231H48ZM80 230V229H79ZM84 230V231H85ZM100 230V229H99ZM68 232V233H67ZM76 234V233H75ZM10 235V234H9ZM67 237V236H66ZM65 237V238H66ZM72 236H70V239L69 238H66V239H60L57 243H55V244H57L56 245V247H58V244H63V246H64V244L66 245V248L67 249H72V247H73V245H74V241H73V239L71 238ZM86 239V238H85ZM56 240V239H55ZM88 242V241H87ZM53 243H54V240H53ZM14 246V245H13ZM14 246V247H15ZM60 246V245H59ZM74 248V247H73ZM16 249V248H15ZM17 249H16V251H17ZM66 249V250H67ZM68 251V250H67ZM68 252H70V251H68ZM88 258V257H87ZM87 258H83V260L82 259H80L79 261H77V262H74V263H71V264H92V262L93 263H95L92 259H87ZM92 258V257H91ZM94 258V257H93ZM9 259L7 258V255L5 254V253H0V264H5L7 261H8ZM94 260H95V258H94ZM98 261V260H97ZM7 264H8V262H7Z\"/></svg>",
	"mask_w": 264,
	"mask_h": 264
},
{
	"label": "trees",
	"instance_id": "obj_3",
	"mask_svg": "<svg viewBox=\"0 0 264 264\" xmlns=\"http://www.w3.org/2000/svg\"><path fill=\"white\" fill-rule=\"evenodd\" d=\"M87 75L91 76L90 73ZM102 95L103 88L98 78L76 81L64 92L62 104L57 109L56 121L62 125L61 128H69L77 136V140L81 135L84 139H90L89 147L95 139L94 124L99 114ZM147 140L143 152L149 159L144 161V167L133 170L134 187L140 195L147 192L151 203H155L153 196L159 200L155 204L166 206L174 200L182 205L186 200L185 185L178 176L180 174L178 169L187 170L194 165L195 158L194 152L189 149L185 151V157L180 155L187 145L198 146L200 134L194 138L196 140L194 143L181 140L177 153L167 152L169 142L162 134H157L154 140L149 136Z\"/></svg>",
	"mask_w": 264,
	"mask_h": 264
}]
</instances>
